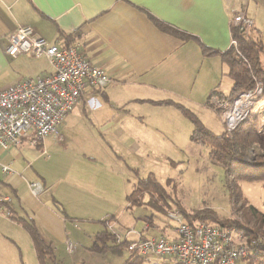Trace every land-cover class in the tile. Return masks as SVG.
I'll list each match as a JSON object with an SVG mask.
<instances>
[{
  "label": "crops",
  "instance_id": "0c3cea01",
  "mask_svg": "<svg viewBox=\"0 0 264 264\" xmlns=\"http://www.w3.org/2000/svg\"><path fill=\"white\" fill-rule=\"evenodd\" d=\"M239 11L244 12L253 26H261L264 0H0V65L11 67L23 59V55L9 58L3 51L6 39L20 26L31 27L51 43L63 37L65 45L70 38L71 45H79L91 65L109 76L110 83L101 91L87 89L59 131L69 130L70 136L75 122L83 120V115L90 116L97 130L109 134L111 139L117 133L130 138L127 151L147 153L150 147L146 140L152 128L146 124L151 117L156 119L155 131L160 135L174 136L180 128L189 133L187 119L175 106L156 102L179 104L202 122L203 118L211 122L214 113L219 112L211 108L209 101L216 96L213 92L224 96L230 93L232 82L220 53L231 46L230 22ZM148 16L192 38L179 39L164 33ZM202 47L214 53L206 55ZM22 79L13 73L2 90ZM65 140L60 134L50 135L43 144L31 146L28 138H24L16 148H0L1 162L10 169L9 173L0 174L1 186L10 193H0V197L10 200L0 204V256L3 257L0 261L4 264H19L17 251L20 254L21 249L8 242H12L13 235L20 234L21 226L15 222L20 217L34 220L41 239L55 253H62L54 255L61 264H86L97 254L114 263L124 261L122 245L108 242L111 249L106 253L90 251L96 238L91 246H83L80 241L74 242L67 227L69 216L73 219L79 213L99 219L114 218L115 209L109 207L107 196L96 194L101 185L92 183L93 153H82L69 172L62 174L63 178L68 174L70 179L66 199L48 197L47 191L33 196L29 190L28 185L33 182H39L42 187L44 184L45 190H57L59 181L48 179L47 166L51 160H44V156L46 148L54 152ZM6 210L8 217L4 214ZM126 220L135 231L137 223L133 222V216L128 214ZM143 220L146 221L142 231L130 236L176 238L175 229L168 237L151 220L146 217ZM115 224L118 229L130 226V223L121 226L118 218ZM13 229L17 230L12 232ZM70 240L76 246L71 254L65 252Z\"/></svg>",
  "mask_w": 264,
  "mask_h": 264
},
{
  "label": "rangeland",
  "instance_id": "374dc122",
  "mask_svg": "<svg viewBox=\"0 0 264 264\" xmlns=\"http://www.w3.org/2000/svg\"><path fill=\"white\" fill-rule=\"evenodd\" d=\"M261 20V26H252L251 29L246 31V38L251 39L253 42L261 43L262 50L259 52V61L261 68L264 70V13ZM22 58L17 65H11V67L0 65L1 90L13 76V73L27 79L36 78L50 70L45 58H32L26 55H23ZM233 100L234 98L227 100L229 106L232 105ZM214 111L219 112L214 113L215 118L211 122L203 118L205 121L203 123L198 119L211 133L220 135L226 132L227 134L225 122L223 121L224 110ZM263 111L264 98L262 88L261 99L259 98L255 101L249 112L257 120V133L262 139H264V133H260L259 127H263L260 123V116ZM82 118L83 120L75 122L73 132L75 135L72 133L69 136V130L60 129L59 131L58 129L59 134L66 138L63 141L62 148L56 146L58 150L56 148L54 152L46 148L47 152L44 160H51V164L47 166L48 179L59 181V187L54 191L50 188L45 190L43 184L44 193L47 191L48 197L54 195L58 199H66L68 196L66 185L70 179L68 174L65 178H63L62 174L69 172L71 166L76 163L77 159H80L82 153H93V156H91L94 159V164L91 163L94 166L92 183L101 185L96 194L107 196L109 207L115 209V212L113 214L114 218L108 216L99 219L83 213L77 214L78 216L73 219V216H69L72 220H67V227L71 231L72 235H70L75 240L74 242L80 241L83 246H91L96 235L107 229L105 227L106 224L116 223L117 218L120 220L121 226H124L125 223H130V226L123 229H118L117 226L114 227V231L123 236L128 230L126 228L131 227V222L126 220L128 214H131L134 218L133 222L137 223L135 232L142 231L143 221H146L143 218L146 217L151 220L152 224L163 230L166 236L170 237L177 227V223L168 219L167 210L162 209L163 207H171L174 210L176 204H179L186 213L203 208L211 209L220 217H228L245 226H247V223L242 215L245 205L261 211L264 210V183L240 181L232 175L227 176L223 165L211 159L208 148L199 147L190 141L193 126L187 118L186 123L189 127V133H185L180 128L174 132V136H167L164 134L160 135V133L155 131L156 119L151 117L146 124L149 128H152L149 132V138L146 140L150 149L147 153L146 151H140L136 154L126 150V146L131 141L126 135L120 137L117 133V136H114L115 138H112V140L109 134L97 130L90 116L83 115ZM248 156L249 158L264 156V150L256 148L249 152ZM149 176L153 177L165 189L168 196L166 201L155 200L150 203V195L144 193L140 197L141 207L131 203L128 204L126 197L135 189L139 179H145ZM1 181L2 178H0V193L2 195L4 193L10 194L5 187L1 186ZM108 204L104 203L103 205L106 206ZM15 222L18 223L16 220ZM16 230L13 229L11 231ZM19 232L20 234H15L10 238L12 242H8L12 247L13 244H17L20 247V254L15 249L19 264H39L38 260L36 261V257L34 258L35 250L30 236L22 226ZM149 232H152V229H149ZM10 235L12 236V234ZM135 239L136 236H130L128 240ZM242 241H244L243 238ZM74 242L70 240L69 244L75 250ZM120 248L125 254L124 261L120 264H178L172 258L159 259L150 257L146 260H141L132 251L128 250L127 246L124 247L122 245ZM65 252H67V249ZM71 252L69 253L71 254ZM54 253L53 251L51 256L45 257L44 264L60 263L54 259V255L60 256L62 253L60 251ZM23 256L24 258H22ZM94 256L95 259H89L86 264H119L114 263L106 256L103 257L98 254ZM0 264H4V262L0 261ZM238 264L241 263L239 262Z\"/></svg>",
  "mask_w": 264,
  "mask_h": 264
},
{
  "label": "built area",
  "instance_id": "2783aa9c",
  "mask_svg": "<svg viewBox=\"0 0 264 264\" xmlns=\"http://www.w3.org/2000/svg\"><path fill=\"white\" fill-rule=\"evenodd\" d=\"M230 26L240 32L251 29L253 23L244 12L233 14ZM234 45V42H231ZM5 55L16 58L26 55L32 58H45L51 72L45 76L27 78L0 90V148H16L24 138L31 146L43 144L53 135L59 136L58 129L65 117L77 105L87 90L101 91L109 83V76L101 69L91 65L79 45H64V38L51 43L40 37L29 26H20L6 39L3 46ZM262 86L253 91L240 93L231 106L226 99L214 96L210 105L214 110H224L223 121L227 135L241 123L251 111L257 99H261ZM243 113L236 123L231 124V115L242 101ZM10 169L0 159V174ZM33 196H40L44 189L39 183H29ZM0 197V204L9 202ZM168 219L175 221L176 238H146L138 235L134 241L128 237L135 234L130 228L123 236L114 231L115 222L106 224V231L114 244H126L138 258H172L178 264H238L248 254V247L235 232L208 225L204 222L188 223L177 212L167 211ZM9 216V211L4 212ZM74 248L68 244L67 251Z\"/></svg>",
  "mask_w": 264,
  "mask_h": 264
},
{
  "label": "trees",
  "instance_id": "16d2710c",
  "mask_svg": "<svg viewBox=\"0 0 264 264\" xmlns=\"http://www.w3.org/2000/svg\"><path fill=\"white\" fill-rule=\"evenodd\" d=\"M148 17L158 30L166 34L179 39L192 38L151 16ZM231 37L234 45H231L227 51L220 53L228 67L227 75L232 82L230 93L229 96L217 92H213V94L215 93L214 95L217 97L226 100L235 99L240 93L253 91L260 84L263 88L264 98V70L261 68L259 61V52L262 50L261 43L247 39L246 32H240L233 28H231ZM72 41L67 38L65 45L70 46ZM202 51L206 55L214 53L205 47H202ZM156 103L175 106L191 122L193 128L190 141L199 147L208 148L211 159L223 165L227 176L232 175L240 181L264 183V156H256L255 158H249L248 156V153L256 148L264 150V139L257 133V120L253 115L249 114L229 136L226 132L215 135L205 128L195 114L179 104L172 101ZM260 123L264 127V111L260 116ZM263 127H259L260 133H264ZM144 193L150 195V203L155 200L166 201V197L168 198L161 184L149 176L145 179H139L137 186L126 197V200L128 203L140 206V197ZM174 210L182 214L183 219L188 223L204 222L211 226L235 232L244 239V244L248 247L247 256L239 262L241 264H264V210L261 211L245 205L242 215L247 226L228 217L222 218L211 209L203 208L186 213L179 204H176ZM15 220L30 236L39 264H44L45 257L51 256L53 249L41 239L34 220L28 217H20ZM110 237L111 235L106 230L98 233L90 251L100 254L106 253L111 249L108 245ZM121 245H124V243Z\"/></svg>",
  "mask_w": 264,
  "mask_h": 264
},
{
  "label": "bare ground",
  "instance_id": "6f19581e",
  "mask_svg": "<svg viewBox=\"0 0 264 264\" xmlns=\"http://www.w3.org/2000/svg\"><path fill=\"white\" fill-rule=\"evenodd\" d=\"M242 101H240V103L237 105L236 110L232 113L231 115V124H234L238 121L239 116L243 113V109H242Z\"/></svg>",
  "mask_w": 264,
  "mask_h": 264
}]
</instances>
